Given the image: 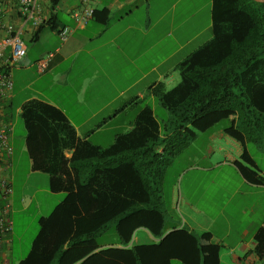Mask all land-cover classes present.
I'll return each mask as SVG.
<instances>
[{"label":"trees","instance_id":"16d2710c","mask_svg":"<svg viewBox=\"0 0 264 264\" xmlns=\"http://www.w3.org/2000/svg\"><path fill=\"white\" fill-rule=\"evenodd\" d=\"M212 12L213 37L178 65L179 84L170 90L159 84L152 91L171 116L167 123L148 106L130 132L100 148L78 140L57 108L25 105L32 170L48 174L49 190L66 196L39 218L30 251L18 264H220L221 249L210 233L196 236L185 227H168L162 195L168 167L182 148L222 122L228 123L224 133L243 148L235 163L242 176L264 184L246 150L264 131V3L213 0ZM108 14L93 12L103 24ZM5 68L0 61V71ZM13 116L3 115L7 122ZM139 228L157 242L133 246ZM110 230L117 240L103 247L99 239ZM255 242L253 253L262 257L263 229Z\"/></svg>","mask_w":264,"mask_h":264},{"label":"crops","instance_id":"0c3cea01","mask_svg":"<svg viewBox=\"0 0 264 264\" xmlns=\"http://www.w3.org/2000/svg\"><path fill=\"white\" fill-rule=\"evenodd\" d=\"M4 3V21L12 31H21L26 47L22 64L11 68L13 89L0 107L3 115L14 113L10 120L14 152L5 173L13 165L19 118L27 152L22 118L26 104L42 102L57 108L74 127L78 140L107 148L117 136L132 130L143 109L150 106L156 112L153 89L159 84L165 90L176 87L178 65L213 37V0L208 39L204 0H38V12L49 24L39 34L32 23L22 24L15 0ZM105 9L109 14L104 24L94 15L85 24L75 18L76 13ZM64 27L72 29L66 41L59 36ZM48 53L54 57L40 74L35 63ZM204 134L207 139L197 163L185 170L189 177L184 220L181 224L170 218L168 227H185L196 236L210 233L221 249L220 264H264V250L262 257L253 253L255 235L264 230V184H253L242 176L235 163L243 148L223 128L198 133L193 141ZM246 150L264 178V131L259 142L246 143ZM65 155L70 157L71 152ZM55 194H65L62 200L66 196L65 192ZM141 229L147 236L136 237L133 246L157 242L146 229L136 231ZM106 236L103 247L115 244ZM11 247L12 243L8 250Z\"/></svg>","mask_w":264,"mask_h":264},{"label":"rangeland","instance_id":"374dc122","mask_svg":"<svg viewBox=\"0 0 264 264\" xmlns=\"http://www.w3.org/2000/svg\"><path fill=\"white\" fill-rule=\"evenodd\" d=\"M199 1V0H198ZM204 26L206 28L205 38L211 35L210 29V0H204ZM213 24V23H212ZM206 39V40H207ZM176 81H181V75L178 71L175 75ZM156 114L159 120L167 123L171 117L168 112L157 102ZM227 122L218 124L215 129L223 128ZM15 137L18 140L15 146V154L13 165L6 170L9 176L13 196L11 218L13 221V242L11 250L7 252V260L10 264H18L24 259L30 251L32 242L39 231L38 220L40 217L48 216L53 208L62 200L65 194L57 195L52 193L49 186V175L39 171H33L30 166V159L25 150L24 139L25 130L21 118L18 119V125L15 131ZM207 134L200 136L196 142L191 141L188 146L182 148V151L174 159L173 163L168 167L167 173L163 181V210L166 213L168 226L170 218L174 221L178 220L181 224L184 220V197L185 185L189 175L185 170L198 161V154L204 149V141ZM63 195V197H62ZM187 195V193H186ZM220 200V197L217 201ZM195 201V199H194ZM196 202V201H195ZM201 206V205H199ZM145 230L136 231L133 240L139 235L144 236ZM106 237L115 242L117 237L110 230ZM100 242H104L101 237ZM147 239L143 240L146 242ZM142 242V241H141ZM138 244V243H135ZM175 264H180L176 262Z\"/></svg>","mask_w":264,"mask_h":264},{"label":"built area","instance_id":"2783aa9c","mask_svg":"<svg viewBox=\"0 0 264 264\" xmlns=\"http://www.w3.org/2000/svg\"><path fill=\"white\" fill-rule=\"evenodd\" d=\"M17 14L22 24L32 23L39 27L44 23L38 12V0H15ZM6 6L4 0H0V61H4L5 69L0 71V107L13 89L11 68L20 66L25 56L26 47L21 39V31H12L4 21ZM93 16V10L84 14H75V18L85 24L87 19ZM72 29L64 27L59 30L62 41H66L71 35ZM9 53V54H8ZM54 57V53H48L35 63L40 74L45 73ZM11 123L4 120L0 109V264H10L5 257L6 251L12 243L13 221L11 218L13 196L12 184L5 173L8 159L13 155L14 149L10 143Z\"/></svg>","mask_w":264,"mask_h":264},{"label":"water","instance_id":"95a60500","mask_svg":"<svg viewBox=\"0 0 264 264\" xmlns=\"http://www.w3.org/2000/svg\"><path fill=\"white\" fill-rule=\"evenodd\" d=\"M254 1L264 3V0H254Z\"/></svg>","mask_w":264,"mask_h":264}]
</instances>
